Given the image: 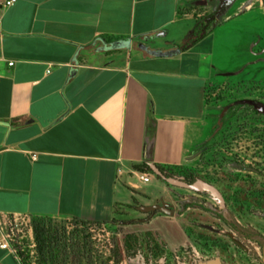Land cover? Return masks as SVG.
Wrapping results in <instances>:
<instances>
[{"label":"crops","instance_id":"obj_1","mask_svg":"<svg viewBox=\"0 0 264 264\" xmlns=\"http://www.w3.org/2000/svg\"><path fill=\"white\" fill-rule=\"evenodd\" d=\"M6 1L0 244L8 218L111 220L117 206L138 202L135 181L157 180L135 166L191 168L214 146L217 105L205 98L212 78L183 70V58L212 37L176 55L151 54L175 49L156 39L192 21L188 8L207 0ZM0 264L21 263L0 248Z\"/></svg>","mask_w":264,"mask_h":264},{"label":"rangeland","instance_id":"obj_2","mask_svg":"<svg viewBox=\"0 0 264 264\" xmlns=\"http://www.w3.org/2000/svg\"><path fill=\"white\" fill-rule=\"evenodd\" d=\"M188 11L192 21L173 27L156 43L162 50H171L172 44L182 46L193 21L214 13V28L207 32L212 44L203 40L193 48L183 58L187 64L183 70L212 78L205 95L206 102L217 105L214 146L190 169L218 192L222 203L208 191L168 187L149 177L145 185L135 181L142 194L139 203L117 206L112 219L104 223L86 226L73 219L51 218L54 227L80 238L95 264H264L262 0H234L222 7L221 0H207ZM211 46L212 53L206 54ZM136 53L132 51V56ZM185 204L209 208L237 230L199 208L184 210ZM144 206L156 215H143ZM2 227L5 232L16 231L9 240L11 248L28 255L33 264L31 219L8 218Z\"/></svg>","mask_w":264,"mask_h":264},{"label":"trees","instance_id":"obj_3","mask_svg":"<svg viewBox=\"0 0 264 264\" xmlns=\"http://www.w3.org/2000/svg\"><path fill=\"white\" fill-rule=\"evenodd\" d=\"M262 9L264 12V0H262ZM214 14V13H213ZM207 18L195 20V26L191 30L186 42L182 46L162 53L154 51L151 54L155 56H172L185 51L186 49L196 45L203 39L207 32L212 28L215 19L214 15ZM105 41V40H104ZM106 42V41H105ZM206 98V95H205ZM151 146L149 151L151 152ZM134 170L142 174H150L163 182L168 187L185 188L199 181L190 168L184 166H162L154 163H143L135 166ZM135 204L136 200L133 198ZM199 208L208 214L216 216L217 219L225 223L230 229L236 231L234 225L228 223L221 215H216L211 209L200 205L185 204L183 209ZM142 214L149 218L156 215V211H152L150 207H142ZM146 211V212H144ZM31 231L34 240V261L33 264H95L91 253L82 247L80 238L75 235H67L64 230H59L51 224V218L47 217H31ZM75 223L83 225H96L100 223H89L73 219ZM21 264H32L28 255L19 251L16 252ZM114 264H119L116 261Z\"/></svg>","mask_w":264,"mask_h":264},{"label":"built area","instance_id":"obj_4","mask_svg":"<svg viewBox=\"0 0 264 264\" xmlns=\"http://www.w3.org/2000/svg\"><path fill=\"white\" fill-rule=\"evenodd\" d=\"M15 2V0H8V1H6L5 3H4V6H6V7H9V6H12L13 5V3ZM13 63L11 62V63H9V65L11 66ZM35 158H36V156L35 155H31V159L32 160H35ZM142 181L143 182H147L148 181V178L147 177H144L143 179H142ZM16 227V226H15ZM15 230L14 229H10V230H8L5 234H4V236H3V243L2 244H0V248L1 249H9L14 255H16V251L13 249V248H11V246H10V241L9 240H11L12 241V236H14L15 235Z\"/></svg>","mask_w":264,"mask_h":264},{"label":"water","instance_id":"obj_5","mask_svg":"<svg viewBox=\"0 0 264 264\" xmlns=\"http://www.w3.org/2000/svg\"><path fill=\"white\" fill-rule=\"evenodd\" d=\"M234 0H227L226 1V5H229L233 2ZM185 188L193 190V191H208L210 193H212L215 197L218 198V200L220 201V203H222V199L220 197V195L218 194V192L212 188V186L205 184L201 181H197L196 183L189 185V186H185ZM164 213L168 214V215H172V211L167 210V209H163Z\"/></svg>","mask_w":264,"mask_h":264},{"label":"flooded vegetation","instance_id":"obj_6","mask_svg":"<svg viewBox=\"0 0 264 264\" xmlns=\"http://www.w3.org/2000/svg\"><path fill=\"white\" fill-rule=\"evenodd\" d=\"M226 1H227V0H221V7H222L224 4H226Z\"/></svg>","mask_w":264,"mask_h":264}]
</instances>
